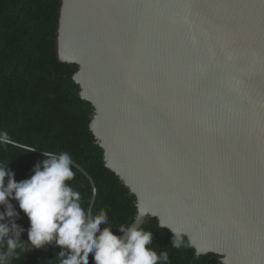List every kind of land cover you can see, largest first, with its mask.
I'll return each mask as SVG.
<instances>
[{
	"label": "water",
	"instance_id": "95a60500",
	"mask_svg": "<svg viewBox=\"0 0 264 264\" xmlns=\"http://www.w3.org/2000/svg\"><path fill=\"white\" fill-rule=\"evenodd\" d=\"M57 52L137 227L156 217L197 257L264 264V0H62ZM72 165L93 213L96 182Z\"/></svg>",
	"mask_w": 264,
	"mask_h": 264
},
{
	"label": "trees",
	"instance_id": "16d2710c",
	"mask_svg": "<svg viewBox=\"0 0 264 264\" xmlns=\"http://www.w3.org/2000/svg\"><path fill=\"white\" fill-rule=\"evenodd\" d=\"M61 4L62 0H0V132L35 149L27 152L11 144L0 145V167H8L19 182L34 175L35 166L46 159L44 152L69 153L96 182L93 216L106 210L108 223L101 228L112 227L119 235L118 226L129 227L134 221L137 199L106 166L104 150L90 129L95 108L81 97L80 85L73 78L78 64L58 57ZM72 170L74 179L67 183L81 194L80 203L88 210L92 185L77 167L72 165ZM11 202L20 212L17 223L25 231L21 235L23 246L7 264H60L61 249L54 242L42 248H32L27 242L30 221L18 202ZM140 228L152 232L150 248L158 254L167 251L166 264H225L214 253L197 257L186 236H182V247H173L174 233L161 227L156 217H150ZM5 249L6 245H0V251ZM89 264H95L92 253Z\"/></svg>",
	"mask_w": 264,
	"mask_h": 264
},
{
	"label": "clouds",
	"instance_id": "9594fccd",
	"mask_svg": "<svg viewBox=\"0 0 264 264\" xmlns=\"http://www.w3.org/2000/svg\"><path fill=\"white\" fill-rule=\"evenodd\" d=\"M9 144L27 152L35 150L11 140L7 132H0V145ZM44 155L46 159L35 166L34 175L19 182L8 167H0V206L4 207L0 211V245H6L0 251V264H7L24 241L21 235L25 229L17 223L20 212L12 200L18 202L30 221L27 242L32 248L54 242L61 249L60 264H89L90 253L95 264H166L167 251L158 254L150 248L152 232L137 227L145 212L138 210L131 226H118L123 236L115 234L112 227L101 230L108 223L107 211L102 209L93 216L82 207L81 194L67 183L75 176L69 153L46 151ZM92 193L95 195V188ZM171 244L182 247L181 234L174 232Z\"/></svg>",
	"mask_w": 264,
	"mask_h": 264
}]
</instances>
